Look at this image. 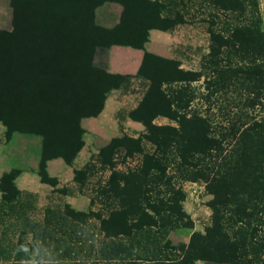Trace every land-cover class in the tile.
<instances>
[{
  "label": "trees",
  "instance_id": "1",
  "mask_svg": "<svg viewBox=\"0 0 264 264\" xmlns=\"http://www.w3.org/2000/svg\"><path fill=\"white\" fill-rule=\"evenodd\" d=\"M11 35L0 31V126L41 140L36 175L52 188L43 207L20 189L23 170L0 176V264H264V32L258 0H14ZM121 7L104 27L95 11ZM205 29L198 66L145 50L149 32ZM112 46L143 51L135 75L107 71ZM106 79L107 84L100 80ZM142 95L115 118L138 122L74 168L58 186L47 162L73 167L80 122L97 117L112 91ZM158 119L167 123L158 124ZM63 144V147L60 144ZM184 183L203 186L210 210L194 228ZM85 196L78 216L65 196Z\"/></svg>",
  "mask_w": 264,
  "mask_h": 264
},
{
  "label": "rangeland",
  "instance_id": "2",
  "mask_svg": "<svg viewBox=\"0 0 264 264\" xmlns=\"http://www.w3.org/2000/svg\"><path fill=\"white\" fill-rule=\"evenodd\" d=\"M261 13L263 16L262 30L264 32V0H258ZM18 8L14 0H0V31L11 35L14 29ZM121 7L118 4L106 3L100 6L95 11L96 22L104 27L105 25H113L117 23ZM172 43L164 45L165 52L169 59H178L184 69H194L198 66L200 54L207 51L208 38L205 29L199 24L184 25L176 28L171 32ZM101 84L106 85L107 80H100ZM142 87L135 82L128 93L121 91H112L108 95V99H112L117 110L128 111L134 108L142 95ZM116 112L112 115L116 126L111 125V122L90 124L84 119L80 122L79 130L83 132L84 147L82 154H78L73 167L65 166L61 158H55L51 165L50 175H55L58 180L59 187L72 184V179L69 180L68 174L73 175L74 168H79L85 163L91 154L98 151L100 147L105 145L112 137L120 134L119 127L122 132L136 136L142 131V126L137 128L131 124H127L125 119L118 124L115 118ZM158 124H165L167 120L158 119ZM98 126L103 129L96 132ZM99 127V128H100ZM141 127V128H140ZM139 129V130H138ZM4 128L0 126V176L3 172L17 167L23 170L17 178L16 184L22 190H27L35 193L38 197L39 207H43L51 195L52 188L42 184L36 175L37 164L40 156L41 140L38 136L23 135L15 133L9 141L4 138ZM63 147V144H60ZM81 150V151H82ZM80 153V152H79ZM58 161V162H55ZM60 161V162H59ZM58 163V164H57ZM60 174H56V173ZM68 172V173H66ZM54 177V176H53ZM183 188L186 193V200L183 203V209L191 217L194 228L179 229L169 235V244L177 245L179 243H187L190 234L193 231L203 232L204 226L208 223L210 210L207 207V202L211 196L205 195L203 186L194 183H184ZM52 196V195H51ZM88 198L81 195L65 196L63 202L69 205L74 214L78 216L80 213L87 211L88 205L83 208L80 200ZM196 264H204L197 262Z\"/></svg>",
  "mask_w": 264,
  "mask_h": 264
},
{
  "label": "crops",
  "instance_id": "3",
  "mask_svg": "<svg viewBox=\"0 0 264 264\" xmlns=\"http://www.w3.org/2000/svg\"><path fill=\"white\" fill-rule=\"evenodd\" d=\"M118 22V21H117ZM116 22L113 24L115 25ZM113 25H105L106 27H112ZM171 33L163 32L159 30H151L149 32L148 42L145 44L144 48L146 51L165 57L170 58L166 55L165 47L164 45L172 43L171 39ZM143 51L139 49H133L130 47H122V46H112L108 52V65H107V71L112 74H129V75H135L140 64L142 61ZM118 105H114L112 99H106L104 103V107L100 114L97 117L92 118H86L84 121L90 123V124H96L98 122L108 123L111 122L113 126H116V123L113 120L112 115L116 110ZM127 124H131L132 126H136L139 128V126H142L138 122H134L130 119L127 120ZM98 126V128L94 131L99 132L102 131L101 127ZM141 128V127H140ZM143 128V126H142ZM139 130V129H138ZM143 130V129H142ZM83 150L80 151L79 154H82ZM54 161H48L47 162V172L50 173L51 165ZM58 162V161H55ZM60 162V161H59ZM58 164V163H57ZM84 164V163H83ZM82 164V165H83ZM66 166V165H65ZM68 167V166H67ZM68 173V172H66ZM57 175L60 174V172L56 173ZM50 175V174H49ZM54 176L55 175H50ZM73 175L70 173L68 174L69 180H71ZM80 204L83 205V208L89 204V201L85 199L80 200Z\"/></svg>",
  "mask_w": 264,
  "mask_h": 264
}]
</instances>
